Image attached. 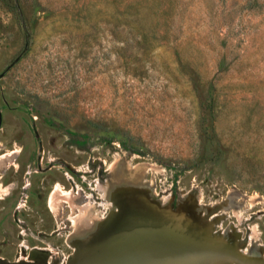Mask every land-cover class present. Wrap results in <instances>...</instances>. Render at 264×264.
<instances>
[{
	"label": "rangeland",
	"instance_id": "1",
	"mask_svg": "<svg viewBox=\"0 0 264 264\" xmlns=\"http://www.w3.org/2000/svg\"><path fill=\"white\" fill-rule=\"evenodd\" d=\"M0 117V261L264 264V0H0Z\"/></svg>",
	"mask_w": 264,
	"mask_h": 264
},
{
	"label": "bare ground",
	"instance_id": "2",
	"mask_svg": "<svg viewBox=\"0 0 264 264\" xmlns=\"http://www.w3.org/2000/svg\"><path fill=\"white\" fill-rule=\"evenodd\" d=\"M108 196H109V194H108ZM113 206H114V210H115V208L118 206V205H116L115 203H113ZM155 249V248H154ZM233 252V251H232ZM233 253H235V252H233ZM237 254V253H236ZM224 254L223 253H218V252H213V253H209L208 252V254H206V253H203V254H200L199 256L200 257H213V256H223ZM237 258H239V259H245V258H242L239 254H237ZM155 259H156V257H155ZM151 260V259H150ZM157 260V259H156ZM152 262H153V264H155V262L152 260ZM14 263V262H13ZM0 264H11V263H9V262H6V261H0ZM15 264H21L20 262H16Z\"/></svg>",
	"mask_w": 264,
	"mask_h": 264
},
{
	"label": "water",
	"instance_id": "3",
	"mask_svg": "<svg viewBox=\"0 0 264 264\" xmlns=\"http://www.w3.org/2000/svg\"><path fill=\"white\" fill-rule=\"evenodd\" d=\"M0 121H1V117H0ZM15 263H16V262H14V263L12 262L11 264H15ZM20 263H21V262H20ZM22 264H24V263H22ZM84 264H86V263H84Z\"/></svg>",
	"mask_w": 264,
	"mask_h": 264
}]
</instances>
